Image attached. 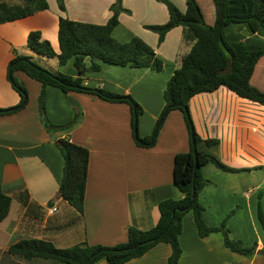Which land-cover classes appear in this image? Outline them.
I'll use <instances>...</instances> for the list:
<instances>
[{
	"label": "crops",
	"instance_id": "0c3cea01",
	"mask_svg": "<svg viewBox=\"0 0 264 264\" xmlns=\"http://www.w3.org/2000/svg\"><path fill=\"white\" fill-rule=\"evenodd\" d=\"M0 1L20 4V0ZM56 1L47 0L46 10L0 24L1 109L13 107L19 101V94L7 77V64L14 53L31 56L53 71L79 75L72 60L59 65L56 57L32 53L26 46L31 30L40 31L57 52L59 16L103 24L111 15L109 6L114 0H64V11ZM170 1L181 11L186 9L185 0ZM198 2L211 20L210 0ZM122 6L128 13H120L112 36L120 42L138 36L163 60V69L102 63L100 70L86 72L82 79L86 86L130 95L142 108L138 134L146 137L163 109L166 83L180 66V57L188 51L191 41L185 38L181 26L169 30L161 44L154 32L144 28V24L167 21L168 11L163 3L122 0ZM133 17L137 22L134 25L129 20ZM169 45L174 49L166 50ZM258 74L264 75V66ZM14 76L25 86L28 101L14 113L0 114V187L12 197L8 215L0 221V264H53L50 261L54 260H26L9 253L8 247L21 239H43L58 248L82 242L109 246L124 242L129 226L144 230L155 225L159 201L182 197L172 179L174 155L189 148L188 131L179 110L169 112L153 146L140 147L132 137L128 104L108 102L86 93H64L47 86L45 115L52 124L63 125L76 113L70 126L52 133L44 128L39 117L40 82L21 71ZM261 85L264 87V81ZM188 106L199 137L218 141L211 146L200 141V150L236 169L224 171L211 162L201 167L208 180L198 193L204 207L203 219L210 226H218L233 210L227 219L231 238L246 246L254 244L255 251L241 254L230 250L224 245L221 232L199 237L193 215L188 212L182 218L178 237L182 253L176 264H264V254L258 253L264 251V235L259 232L254 215L255 195L264 186V106L224 86L194 95ZM57 138H68L89 151L83 214L58 195L63 158L55 143ZM22 189L29 194L28 208L15 198ZM51 208L55 210L50 213ZM241 212L247 219H241ZM170 252V246L160 242L122 264H166ZM93 264L110 263L101 258Z\"/></svg>",
	"mask_w": 264,
	"mask_h": 264
},
{
	"label": "trees",
	"instance_id": "16d2710c",
	"mask_svg": "<svg viewBox=\"0 0 264 264\" xmlns=\"http://www.w3.org/2000/svg\"><path fill=\"white\" fill-rule=\"evenodd\" d=\"M121 1L114 0L109 6L111 15L103 24L59 16L57 52L51 43L42 37L40 31L31 30L27 34L26 46L32 53L47 58L56 57L59 65L72 60L73 67L79 75L73 77L60 71H53L36 63L31 56L14 53L7 64V77L18 92L19 101L13 107L0 108V114L14 113L27 104V90L14 76L16 71H21L40 82L39 117L44 128L52 133L70 126L75 120L76 113L72 120L63 125L52 124L45 115L47 86L57 87L64 93L69 91L86 93L108 102L128 104L131 109L132 137L135 144L140 147L153 146L169 112L179 110L188 131L189 148L174 155L172 179L182 197L159 201V217L154 226L144 230L129 226L126 240L112 246L82 242L67 248H58L52 242L43 239H21L11 244L8 252L26 260L42 258L65 264H93L98 259L105 258L110 264H122L143 255L157 243L165 242L171 251L166 264H176L182 253L178 239L182 230V218L191 212L199 237L221 232L224 245L230 250L241 254L254 253V245L244 246L241 241L230 236L226 221L233 210L218 226H210L203 219L204 207L198 200V193L208 184V180L202 175L201 167L211 162L224 171L236 169L225 165L214 154L197 148L198 141L207 146L216 145L218 141L202 140L199 137L188 103L196 94L212 92L224 86L238 96L264 106V87L261 85L264 75L258 74L264 66V0H210L211 20L203 12L198 0H185L184 11L170 0H156L166 6L168 19L162 24H144V28L154 32L157 35V43L161 44L169 30L181 26L184 28L185 38L191 41V46L181 55L180 66L174 70L166 83L163 91V109L151 134L146 137H140L138 134V117L142 113V108L130 95L89 87L82 79L86 72L100 70L102 63L147 67L153 71L163 69V60L138 36H132L125 42H120L112 36L113 29L119 24L118 15L121 12H128ZM57 2L59 9L64 11L63 0ZM47 8V0H21L20 4L0 1V24ZM234 24L239 25L241 29L237 31L231 29V25ZM242 29L245 30V35L240 33ZM251 80H256L257 84H252ZM55 143L63 158L58 192L76 211L83 214L89 151L68 138H57ZM15 198L22 206L29 207V194L26 189L19 190ZM11 201L12 197L5 194L0 187V221L8 215ZM257 206L258 219L264 229V216L259 203Z\"/></svg>",
	"mask_w": 264,
	"mask_h": 264
},
{
	"label": "rangeland",
	"instance_id": "374dc122",
	"mask_svg": "<svg viewBox=\"0 0 264 264\" xmlns=\"http://www.w3.org/2000/svg\"><path fill=\"white\" fill-rule=\"evenodd\" d=\"M63 2H64V0H63ZM122 2V1H121ZM20 3H21V0H20ZM56 3H57V1H56ZM111 12V11H110ZM122 13V12H121ZM128 13V12H127ZM120 15V14H119ZM119 15H118V17H119ZM128 16V15H127ZM134 18V17H133ZM129 19L130 20V22L134 25V24H136L137 22H136V17L134 18L135 19V21H134V19ZM232 27H231V29L232 28H234V27H238L239 28V25H237V24H234V25H231ZM241 26V25H240ZM244 30V29H243ZM244 32H245V30H244ZM240 33L241 34H243V35H245V33H243L242 31H240ZM166 48V50H173L174 48H172L170 45L168 46V47H165ZM181 49H183V48H181ZM54 61L56 62V59H54ZM53 61V62H54ZM39 62V61H38ZM37 63V62H36ZM40 63V62H39ZM40 65V64H39ZM251 83L252 84H254V85H256L257 84V82H256V80H251ZM197 148L198 149H202L203 148V145L201 144V142L200 141H198L197 142ZM255 203H256V205H255V212H254V215H255V219H256V225H257V228H258V230H259V232L262 234V235H264V229H263V227L261 226V224H260V222H259V219H258V214H257V211H258V203L260 204V207H261V211H262V214H263V216H264V186H260L259 188H258V192H257V194L255 195ZM240 215H241V219L242 220H244V219H247L246 218V216L245 215H243V213L241 212L240 213ZM245 222H246V220H245ZM226 226H227V221H226ZM244 246H246L244 243H242ZM251 245H254V244H251L250 243V246ZM50 260H52V259H50ZM50 262H53V264H65V263H62V262H59V261H50Z\"/></svg>",
	"mask_w": 264,
	"mask_h": 264
},
{
	"label": "water",
	"instance_id": "95a60500",
	"mask_svg": "<svg viewBox=\"0 0 264 264\" xmlns=\"http://www.w3.org/2000/svg\"><path fill=\"white\" fill-rule=\"evenodd\" d=\"M60 195V194H58ZM192 196H194V193H192ZM174 212V211H173ZM259 254H264V251H258Z\"/></svg>",
	"mask_w": 264,
	"mask_h": 264
},
{
	"label": "built area",
	"instance_id": "2783aa9c",
	"mask_svg": "<svg viewBox=\"0 0 264 264\" xmlns=\"http://www.w3.org/2000/svg\"><path fill=\"white\" fill-rule=\"evenodd\" d=\"M55 210V208H51V209H49V212L51 213V212H53Z\"/></svg>",
	"mask_w": 264,
	"mask_h": 264
}]
</instances>
